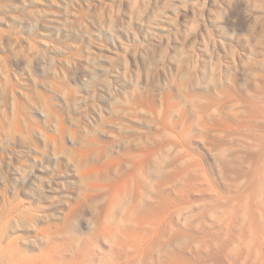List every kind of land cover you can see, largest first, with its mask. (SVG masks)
<instances>
[{
	"label": "rangeland",
	"instance_id": "obj_1",
	"mask_svg": "<svg viewBox=\"0 0 264 264\" xmlns=\"http://www.w3.org/2000/svg\"><path fill=\"white\" fill-rule=\"evenodd\" d=\"M262 50L264 0H0V125L24 114L22 120L39 126L29 129V135L24 126L27 133L12 139L10 128H0V208L5 200L21 198L56 220L65 201L78 198L82 180L76 164L55 155L54 146L48 147L40 136V130L54 133L57 119L64 118L72 133L98 130V134L104 126L105 133L98 135L118 146L117 138L123 134L153 135L156 114H147L148 120L141 113L134 119L118 115L113 110L118 99L141 88L152 98L171 90L183 100L172 84L176 77L191 82V92L217 95L225 85L253 97L258 79L264 77ZM41 96L55 114L47 112V105L49 109H44ZM108 117L118 123L110 124ZM8 123L2 127L8 128ZM109 131L117 137L110 133L109 137ZM25 135H32L40 149ZM66 135L69 147L80 146L70 131ZM121 143L124 148L125 141ZM192 147L209 169L216 191L224 199L236 194L243 180L224 179L222 162L201 141L194 140ZM229 160L234 169L249 171L248 163ZM211 194L186 190L180 198L186 208L178 223L182 230L218 236L219 225L210 218L199 225L186 224L213 200ZM73 226L88 234L95 228L94 212L85 209ZM170 250L182 253L184 264H205L219 254L215 245Z\"/></svg>",
	"mask_w": 264,
	"mask_h": 264
},
{
	"label": "bare ground",
	"instance_id": "obj_2",
	"mask_svg": "<svg viewBox=\"0 0 264 264\" xmlns=\"http://www.w3.org/2000/svg\"><path fill=\"white\" fill-rule=\"evenodd\" d=\"M260 53L264 57V50ZM176 79L172 84L183 100L171 90L159 99L152 98L141 88L118 99L113 107L118 115L134 119L141 113L148 120L147 114H156V133L139 132L127 138L123 134L124 148L121 136V140L117 138L120 146L101 138L105 131L101 125L100 136L98 130H68L79 147L68 146L70 127L64 118L58 117L57 122L49 119L50 124L57 123L54 133L38 130L46 145L54 146L55 155H64L76 164L81 188L78 198L65 201L66 208L56 220L41 214L32 202L5 200L0 208V264H184L182 253L171 251V247L203 250L213 245L219 254L205 264H224L225 259L229 264H264V77L258 79L253 97L225 85L217 89V95L191 92V82ZM44 97L41 101L48 106L50 99L45 97L47 104ZM45 106L50 108L47 112L54 109ZM23 115L11 123L7 120L8 128L2 127L6 121L0 125L2 130L10 128L11 139L27 130L32 134L29 129L37 128L30 124L32 120L23 118V122ZM110 131L107 134H112ZM28 135L33 144L36 139ZM194 140L201 141L222 162L224 179L243 180L236 194L224 199L216 191L209 169L192 147ZM37 144L33 146L40 149ZM232 158L248 163L249 171L234 169L229 164ZM187 189L210 192L213 200L187 218L186 224L199 225L210 218L219 225L217 237L197 236L179 227L186 210L180 198ZM85 209L94 212L95 228L88 234L73 226ZM27 230L29 236L24 234Z\"/></svg>",
	"mask_w": 264,
	"mask_h": 264
}]
</instances>
